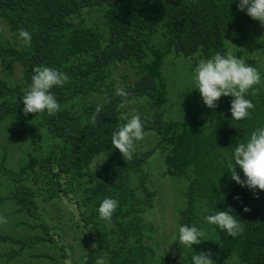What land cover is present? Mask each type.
Masks as SVG:
<instances>
[{
	"label": "trees",
	"instance_id": "1",
	"mask_svg": "<svg viewBox=\"0 0 264 264\" xmlns=\"http://www.w3.org/2000/svg\"><path fill=\"white\" fill-rule=\"evenodd\" d=\"M133 1L0 0V18L10 30L18 35L23 28L32 34L31 45L20 50L0 43V60L18 63L23 68V82L14 87L0 79V120L20 115L22 128L14 130L16 134L33 136L44 132L46 140L52 141V152L39 161L40 172L54 175L55 192L67 200H73V191L79 192L83 201L75 199L74 206L89 235V225L97 224L93 221L99 217L100 202L105 198L119 202L110 220L117 236L116 248L109 250L112 264L143 261L127 243L142 226L141 215L152 207V194L144 188L143 178L133 186L130 173L141 177L142 164L157 149L164 152L166 174L188 181L183 192L186 204L179 211L177 225H195L203 230L206 215L228 209L243 225V232L236 237L216 228L210 250L195 255L204 254L213 264H226L235 256L242 264H264V192L254 194L241 188L225 172L229 171L227 166L232 162L230 157L236 144L246 142L255 128L264 126V89L258 85L246 93L255 107L245 120L232 119V98L227 97L219 101L215 111L211 109L212 119L207 117L209 121L205 122L193 118L189 128L184 121L164 118L168 91L161 71L170 53L199 54L203 59L217 53L226 55L225 43L244 38L253 27L263 35L260 48L264 52V25L240 12L238 0H137L136 9ZM117 64L126 65L135 78L123 89L128 93L123 97L115 93L110 80ZM36 66L55 68L69 77L63 87L51 90L61 105L54 115L23 112L21 99ZM127 78L128 74L122 76L123 80ZM90 95L106 99L99 106L76 110V104ZM137 99L159 108L151 116L140 114L145 134L154 133L158 141L152 149L125 161L123 154L113 148L112 135L127 122L126 117H121L120 105ZM194 111L208 115L201 107L196 106ZM92 115L96 117L95 127L86 124ZM99 155L105 156L106 162L92 175L89 167ZM0 173L17 184L10 169L0 165ZM68 175L72 184L78 179L88 180H80L79 186L74 187L61 182ZM141 188L145 195L137 197L136 191ZM31 193L19 184L11 199L33 218L36 207ZM245 207L248 212L243 211ZM91 240L94 245H85V264H95L100 251L106 249L100 236ZM185 251L177 229L164 256L150 264H170Z\"/></svg>",
	"mask_w": 264,
	"mask_h": 264
},
{
	"label": "rangeland",
	"instance_id": "2",
	"mask_svg": "<svg viewBox=\"0 0 264 264\" xmlns=\"http://www.w3.org/2000/svg\"><path fill=\"white\" fill-rule=\"evenodd\" d=\"M136 1H133L134 9L138 3ZM262 38L263 35L258 33V28L253 27L244 38L227 41L225 48L226 54L231 52L234 56L247 59L257 67L262 77L260 85L264 89V52L260 48ZM0 43H5L17 50L25 46L19 36L12 32L9 25L1 18ZM201 60L204 59L199 54L184 56L170 53L161 70L168 91L167 103L164 105L166 109L164 118L177 122L184 121L189 128H191L193 118L206 122L209 121L207 117L211 119L214 117L211 116V109L203 104L198 91L193 89L195 87L194 69ZM124 74H128L126 80L122 79ZM0 79L10 87L22 83V66L9 60H0ZM110 80L117 93L119 89H124L127 84L133 83L135 78L126 65L117 64L112 69ZM223 98L219 101H223ZM105 99L106 97L90 95L83 101H79L75 109L80 111L82 107L99 106ZM122 105L120 109L123 119L125 117L129 119L133 114L151 116L159 111V108L152 107L144 99L124 102ZM196 106L201 107L205 113L208 112V115L198 114L194 111ZM215 109L212 110L215 111ZM19 116L12 115L0 120V165L10 169L14 173V179L18 181L15 184L0 173V218L6 221L0 222V237H8V239H0V264H85L87 260L85 245L87 243L94 245L91 238L96 239L97 236L104 240L103 244L106 245V249L100 251L101 255L95 259L94 263L98 264V261L102 260L104 264H112L109 260L111 255L109 250L117 246V236L113 233V230H116L115 225L98 217L93 221L97 223L96 225H89L88 229L92 230L89 235L90 232L83 226L82 220H79L74 206L75 199L83 201L79 192L73 191L70 195L73 200H67L62 194L55 192L53 187L56 186L54 183L56 178L54 175L48 171L42 174L40 172L39 161L52 152V141L46 140L44 132L35 133L33 136L16 134L14 130L22 128ZM84 117L86 119V116ZM157 137L152 132L146 133L144 139L137 142L133 155H140L152 149L158 141ZM123 159L130 160H126L124 156ZM105 162V156H97L89 167L90 173L93 175ZM141 170V177L131 172L130 180L133 186H137L143 178L144 188L152 194V207L141 215L142 226L138 231L136 230L137 235H133L127 244L143 257V261H138L137 264H150L158 262L160 257L164 256L165 250L176 237L179 211L186 204L183 192L188 186V181L184 177L166 174L164 152L161 149H157L142 164ZM54 171H57L56 167ZM70 177V175L64 176L61 182L78 187L80 180H88V178L78 179L76 184H72ZM19 184L32 191L31 197L36 207L33 218L27 211L20 210V207L11 199ZM136 195L143 197L144 189L137 190ZM203 231L205 234L201 243L193 246V251L185 247L186 251L170 264H189L191 256L197 252L204 253L210 250V243L212 244L216 238V227L207 223ZM132 249L131 252L135 253ZM124 251L126 252V249ZM226 264L242 263L235 256Z\"/></svg>",
	"mask_w": 264,
	"mask_h": 264
},
{
	"label": "clouds",
	"instance_id": "3",
	"mask_svg": "<svg viewBox=\"0 0 264 264\" xmlns=\"http://www.w3.org/2000/svg\"><path fill=\"white\" fill-rule=\"evenodd\" d=\"M235 2V0H234ZM238 10L254 21L264 25V0H238ZM19 38L25 47L31 45L32 34L20 29ZM69 77L63 71L48 66H36L33 69L31 83L22 97L23 112L27 114L54 115L61 110V105L53 95L52 89L63 87ZM262 77L260 72L246 63L242 58L234 56L231 52L226 55L215 54L211 58L201 60L194 69L193 83L203 104L208 109L217 107L222 98L231 97L230 112L233 120L241 121L248 118L255 105L246 98L249 90L260 85ZM117 94L127 96L128 93L119 89ZM110 102V101H109ZM123 107V105H121ZM86 124L95 127L96 117L90 116ZM144 123L138 114H133L112 135V145L129 160L132 158L138 141L144 139ZM228 164L230 180L241 188H247L254 194L264 192V126L255 128L244 143H237ZM237 169L240 171L237 172ZM242 173V176H241ZM119 207V202L112 198L103 199L97 209L100 219L110 221ZM244 212L249 209L245 207ZM208 224L225 231L229 236L236 237L243 232V225L232 210H217L215 214L206 215ZM0 222H6L0 218ZM204 231L195 225H178V240L185 247L193 251V245L201 243ZM98 264H104L102 260ZM192 264H212L204 254L192 257Z\"/></svg>",
	"mask_w": 264,
	"mask_h": 264
}]
</instances>
